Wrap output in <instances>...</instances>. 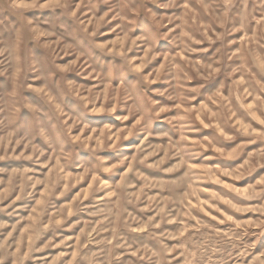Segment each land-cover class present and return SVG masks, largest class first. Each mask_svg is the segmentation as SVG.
I'll use <instances>...</instances> for the list:
<instances>
[{
  "label": "clouds",
  "instance_id": "obj_1",
  "mask_svg": "<svg viewBox=\"0 0 264 264\" xmlns=\"http://www.w3.org/2000/svg\"><path fill=\"white\" fill-rule=\"evenodd\" d=\"M0 264H264V0H0Z\"/></svg>",
  "mask_w": 264,
  "mask_h": 264
}]
</instances>
